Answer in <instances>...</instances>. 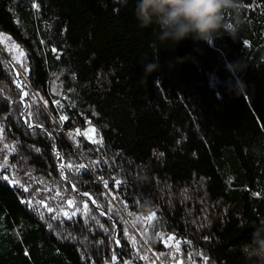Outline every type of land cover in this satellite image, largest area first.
Segmentation results:
<instances>
[{
	"label": "trees",
	"instance_id": "trees-1",
	"mask_svg": "<svg viewBox=\"0 0 264 264\" xmlns=\"http://www.w3.org/2000/svg\"><path fill=\"white\" fill-rule=\"evenodd\" d=\"M238 2L209 43L161 40L137 0H0L30 83L21 114L0 52V264H249L239 249L264 232V131L229 128L221 91L264 68V0ZM149 62L160 68L144 81ZM90 127L100 143L75 134Z\"/></svg>",
	"mask_w": 264,
	"mask_h": 264
},
{
	"label": "clouds",
	"instance_id": "clouds-1",
	"mask_svg": "<svg viewBox=\"0 0 264 264\" xmlns=\"http://www.w3.org/2000/svg\"><path fill=\"white\" fill-rule=\"evenodd\" d=\"M241 7L238 0H137L135 15L141 26L157 25L161 40L179 42L191 37L211 43L225 27L222 23L225 12H239ZM235 31L234 27L226 30L231 36ZM159 68L158 62L144 64L143 80ZM228 70L242 71L243 65H228ZM235 89L237 94L245 93V85L239 79ZM239 251L249 264H264V232H256L251 242L242 244Z\"/></svg>",
	"mask_w": 264,
	"mask_h": 264
},
{
	"label": "rangeland",
	"instance_id": "rangeland-1",
	"mask_svg": "<svg viewBox=\"0 0 264 264\" xmlns=\"http://www.w3.org/2000/svg\"><path fill=\"white\" fill-rule=\"evenodd\" d=\"M13 45L18 46V49L21 50L19 45L11 37H8L5 34L0 33V47L3 49L5 53V56L3 57L5 58V61L7 62L8 67L11 69L12 75L17 77L18 76L17 70L20 71L21 67L25 63L23 61V57H20L19 59H17L18 52H15L12 50ZM258 73L259 74L251 78L240 80L245 85L244 94H237L235 87L233 88L226 87L221 91L222 103L224 106L225 116H226L227 123H228L227 126L229 128H236L237 131H239L240 133L245 132V131H253V132L264 131V76H263L262 71ZM189 78H190L189 68L186 66L185 70L182 73H180L179 75H176L172 80L166 81V85L175 86L182 81L188 80ZM58 90H59V85H58ZM50 92L52 94L57 93V92H52V91ZM9 99H12V98H10L9 96L8 100ZM3 135H4V131H3L2 136H0V142L4 140ZM3 158L7 160L6 155H4ZM58 160H60L59 157H58ZM83 165L90 166V168H92V166L87 164L85 161L83 162ZM63 174H64V171L61 172V176ZM74 193L79 195L82 198V200L87 202L83 194H78L76 191ZM73 207L77 209L78 211H79V208L80 210L82 209L80 205L79 206L72 205L69 208H73ZM125 220H126L125 222H129L128 219L125 218ZM126 224L128 225V227H130V224L128 223ZM113 231H112L113 233H115L116 231L115 225H114ZM163 241H166V245L172 244V241H169L168 239L163 238ZM151 256L152 255H150V257ZM154 257L156 260L157 259L156 256Z\"/></svg>",
	"mask_w": 264,
	"mask_h": 264
},
{
	"label": "bare ground",
	"instance_id": "bare-ground-1",
	"mask_svg": "<svg viewBox=\"0 0 264 264\" xmlns=\"http://www.w3.org/2000/svg\"><path fill=\"white\" fill-rule=\"evenodd\" d=\"M0 52L2 53L3 56H5V53H4V51H3V49L1 47H0ZM17 71H18V76L17 77L13 76V84L15 85V87L19 91L18 99H19V101H20V103L22 105L21 109H20V113L23 114L24 111L27 108V103H26V100L24 98L25 93H26V87L27 86L30 87V83L28 81L29 79L27 78L28 70L26 69V65L25 64H23V66L21 67L20 71L19 70H17ZM260 71H262L264 73V68H262V69H260L258 71H253V72H251L249 74H246L242 79L251 78V77L259 74L258 72H260ZM57 84L59 85V90H58V85ZM56 90H58V91H56ZM48 91L49 92L50 91L57 92L56 94H52L50 92L52 97H55V98L60 97L63 94V85H62V83L59 82V80L51 79L50 82L48 83ZM20 118L23 121V116L22 115H21Z\"/></svg>",
	"mask_w": 264,
	"mask_h": 264
},
{
	"label": "snow or ice",
	"instance_id": "snow-or-ice-1",
	"mask_svg": "<svg viewBox=\"0 0 264 264\" xmlns=\"http://www.w3.org/2000/svg\"><path fill=\"white\" fill-rule=\"evenodd\" d=\"M12 50L15 51V52H18V57H17V59H19L20 57H24V55H25L24 52L21 51V50H19V49H18V46H16V45H13V46H12ZM54 51H55V50H54ZM18 86H19V85H18ZM25 95H27V93H25ZM66 119H67V117L62 116V117H61V122H63V121L66 120ZM95 132H96V130H95L94 128H91V127H90V128H88L86 131H84L83 133H81V131H80L79 129H77L75 134H76V135H83V136L87 137L89 140H91L93 143H100L99 140L94 139V133H95ZM2 134H3V129L0 128V136H2ZM57 156L59 157V153H57ZM67 166H68V167H71V165H67ZM63 167H65V164L61 163V168H63ZM79 167H80V168H83L84 165H80ZM14 183H15V182H14ZM104 183H105V187H108V182H107V181H104ZM115 184H116L117 186H119L120 181H119V180L115 181ZM84 195H88V194L85 193ZM73 203H74V202H73L72 200H69V201H68V205H69V207H71ZM87 208H88V205L85 204V205H84V209L87 210ZM48 211L51 212L52 209L49 208ZM75 214H76L75 212L72 213V215H75ZM63 215L67 216L68 213H63ZM155 215H156L155 213H152L151 215H149V216L147 217V220H149V221L153 220V219L155 218ZM167 239H168L169 241H172V240L174 239V237H173V236H168ZM116 243L119 244L120 241L117 240ZM176 248H177V250H179V242H178V241H177V244H176ZM142 258H143V259H147V257H142ZM115 260H116V257L113 256V261H115ZM205 264H207V257H205Z\"/></svg>",
	"mask_w": 264,
	"mask_h": 264
},
{
	"label": "water",
	"instance_id": "water-1",
	"mask_svg": "<svg viewBox=\"0 0 264 264\" xmlns=\"http://www.w3.org/2000/svg\"><path fill=\"white\" fill-rule=\"evenodd\" d=\"M63 176H64V174H63Z\"/></svg>",
	"mask_w": 264,
	"mask_h": 264
}]
</instances>
